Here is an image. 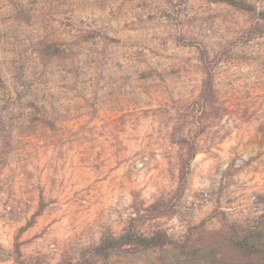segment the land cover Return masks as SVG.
<instances>
[{
	"label": "rangeland",
	"instance_id": "1",
	"mask_svg": "<svg viewBox=\"0 0 264 264\" xmlns=\"http://www.w3.org/2000/svg\"><path fill=\"white\" fill-rule=\"evenodd\" d=\"M0 264H264V0H0Z\"/></svg>",
	"mask_w": 264,
	"mask_h": 264
},
{
	"label": "trees",
	"instance_id": "2",
	"mask_svg": "<svg viewBox=\"0 0 264 264\" xmlns=\"http://www.w3.org/2000/svg\"><path fill=\"white\" fill-rule=\"evenodd\" d=\"M182 143H184L186 146L188 158L192 159L196 153L194 144L186 139H182ZM182 175H184L183 169ZM39 211L40 209L34 215H37ZM29 225L30 222H28L24 227ZM134 236H136L138 243H136V246L130 247L132 246V238ZM173 244H175L174 241L164 231H155L149 235H138L137 231H135L132 226H129L116 236L112 234L103 236L100 245L95 248V251L100 255L107 257L114 251H136L140 249L162 247L164 245Z\"/></svg>",
	"mask_w": 264,
	"mask_h": 264
}]
</instances>
